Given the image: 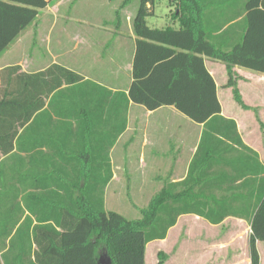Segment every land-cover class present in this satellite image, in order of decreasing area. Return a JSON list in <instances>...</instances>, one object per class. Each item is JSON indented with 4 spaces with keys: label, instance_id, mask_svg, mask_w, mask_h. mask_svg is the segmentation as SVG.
Masks as SVG:
<instances>
[{
    "label": "trees",
    "instance_id": "16d2710c",
    "mask_svg": "<svg viewBox=\"0 0 264 264\" xmlns=\"http://www.w3.org/2000/svg\"><path fill=\"white\" fill-rule=\"evenodd\" d=\"M52 1L0 0V57ZM153 4L154 0H140L133 20V32L138 39L132 82L128 94L121 95L127 105L132 102L148 111L175 107L194 123L204 124L206 131L212 129L214 120L224 119L216 83L204 57L226 66L227 87L233 88L236 101L242 104L235 67L264 74V0H177L178 14L174 18L180 23L179 29L150 28L147 18L154 15ZM231 28L242 29V33L237 39L227 40L226 47L224 38ZM215 33H220V39H215ZM20 70L11 67L0 72V264H146L147 246L165 241L178 219L186 215L198 216L215 226L228 217L248 219L252 230L251 264H261L257 242L264 243V168L253 172L251 177L238 175L231 180L235 184L241 182L236 189L239 192L253 186L251 198L239 200L242 204L251 202L246 208L229 206L223 200L211 202L208 191L202 193L203 200L191 203L188 192L174 194L176 188L189 185L186 180L154 196L140 220L108 213L105 191L113 178L110 167L103 175L86 173L88 161L79 154L71 157V162L83 172L74 175L50 172L46 163L51 167L56 164L68 140H62L59 148L53 150L52 142H37L34 138L33 130L39 119L49 123L54 118L78 119L69 110H44V107L53 93L50 108L55 102H67L64 94L70 89L74 92L84 79L60 65L34 75ZM84 84L101 88L105 92L98 96L102 102L106 95L109 99L113 95L93 82ZM80 113L81 119H94L90 111ZM125 128L126 124L117 137ZM234 130V138L224 130L217 132L256 156L244 146L236 127ZM210 138L228 147L224 140ZM22 153L32 166L37 156L44 157L47 171L35 174L30 168L22 174L19 169ZM4 157L15 167L8 186ZM69 162L68 156L62 161L67 165ZM17 184L25 185L23 191ZM236 197L238 201L240 196Z\"/></svg>",
    "mask_w": 264,
    "mask_h": 264
},
{
    "label": "crops",
    "instance_id": "0c3cea01",
    "mask_svg": "<svg viewBox=\"0 0 264 264\" xmlns=\"http://www.w3.org/2000/svg\"><path fill=\"white\" fill-rule=\"evenodd\" d=\"M172 1L177 9V0ZM210 2L212 10L213 2ZM121 6L122 1L119 0H53L45 9L39 11L36 21L22 32L0 57V72L7 68L19 67L21 73L34 75L43 73L54 65H60L84 79L82 85L80 84L74 92L70 89L64 94L69 99L67 102H55L50 108L49 102L55 95L53 93L44 107V110H69L71 113L74 112L78 119L64 121L54 118L50 123L43 119L37 120V126L33 130L37 142L44 140L52 142L51 146L56 150L62 140H68L62 147L66 149L60 147L63 155L57 156L56 164L52 162L54 165L51 167L46 163L48 169L54 173L79 174L83 171L77 164L71 162V157L75 158L79 154L88 161L86 173L103 175L110 167L113 178L105 191V203L110 191L116 198L123 196L118 193L122 191L138 194L145 190L156 192L158 179L163 178L161 187L165 189L187 180L189 185L176 188L174 194L188 192L190 196L187 198L191 203L203 200L202 193L208 191L207 196L211 202L223 200L229 206L243 205L246 208L251 202L242 204L239 200L251 198L253 186L245 187L239 192L236 189L241 182L235 184L231 180L238 175L243 178L251 177L253 172L264 168V74L235 67L237 89L242 99L240 104L234 97L233 88L227 87L229 77L226 66L204 57L206 68L216 83L217 96L222 107L221 118L224 119L214 120L211 123L212 129L207 131L204 124L194 123L175 107L148 111L132 102L127 105L121 93L128 94L132 82L133 59L138 38L133 32V20L136 15L132 17L128 14L124 21L120 13ZM152 13L154 14L152 18H160L156 11ZM171 20L173 27H168L179 29V21L173 17ZM158 29L165 27L161 26ZM56 30L63 34L70 32L73 38L71 50L67 53L49 52V60L39 52L28 57L27 46L32 44L27 42L31 35L30 31H33L35 37L36 32L38 34L40 32L41 36L48 32L42 37L47 38V43L52 44L49 32ZM241 33L242 29H232L224 38L225 46L228 47L227 40L237 39ZM219 34H214L216 40L220 39ZM101 48L107 49L109 55L100 53ZM71 53L73 57H69L67 63H60L62 58ZM12 54L13 59H10ZM88 81L112 92V97L109 99L106 95L102 102L98 96L104 95L105 92L101 88L85 85L84 83ZM83 110L90 111L94 119L91 121L81 119L80 112ZM124 124L125 130L117 137ZM235 127L244 146L252 150L256 156L237 145L235 141H229L226 135L217 132L224 130L234 138ZM213 136L224 140L228 147L222 146L217 140L211 141L210 137ZM52 152L54 154V151ZM50 156L53 158L54 155ZM67 156L69 165L62 163ZM39 157L37 156L32 166L31 163L28 164V156L22 153L19 168L21 173L30 168L35 174L47 171L45 158ZM7 158L3 159L6 163L5 181L8 186L13 180L15 167ZM253 159L257 160L255 164ZM53 167L60 171H53ZM121 176H131L132 182H123ZM16 186L22 191L25 188V185ZM257 187L254 186L255 189ZM237 194L240 196L238 201ZM188 217L202 223L206 222L212 228L222 227L229 221L238 225L234 235L231 234L236 241L228 243L209 239L202 230L196 242L195 264H251L249 241L252 230L248 219L228 217L222 224L215 226L198 216L186 215L180 217L172 229L177 228L179 222ZM244 224H248L247 230H239ZM237 239L244 245L240 246L239 250H236ZM257 249L261 264H264V243L257 242Z\"/></svg>",
    "mask_w": 264,
    "mask_h": 264
},
{
    "label": "rangeland",
    "instance_id": "374dc122",
    "mask_svg": "<svg viewBox=\"0 0 264 264\" xmlns=\"http://www.w3.org/2000/svg\"><path fill=\"white\" fill-rule=\"evenodd\" d=\"M120 1H122L120 13L124 21L128 14H131L132 17H134L140 7V0H119V2ZM171 1L172 0H154L151 11H156V15L160 16V18H148L147 21L150 28L158 29L161 26L167 28L168 26L173 25L171 18L173 17L174 19L177 9L175 8L174 1H172V3ZM233 1L238 2L242 0ZM46 33L42 34V36L45 37ZM30 34L31 35L29 36L27 42L34 44L27 46L28 57L33 56L36 52H39L40 54H44L46 59L49 60V52L55 54L59 51H63L62 53H67L72 49L71 44L73 42V38L71 37L70 32L65 34L59 30L49 32L52 44L47 43V38H43L40 32L39 34L36 32L37 37L33 35V31H30ZM99 52H104L103 54L109 55L107 49L105 48H101ZM13 54L10 56V59H13ZM69 57H73V53L62 58L60 63H67L70 59ZM121 178L125 183L132 182L131 176H121ZM162 183L163 178L158 179V184H156L158 189L156 192L145 190L138 194L137 192L132 191H122L118 192L123 195L119 198L112 196V192L110 191L107 194L108 197L105 203V210L108 213L116 212L128 220H140L142 218L141 213L143 209L147 208L149 201L165 189V187H161L163 186L161 185ZM202 224L204 227H202ZM244 225L245 227H243ZM244 225L241 226L239 230L246 231L248 224ZM237 227L238 225L236 226L232 221H229L222 227L212 228L206 222L202 223V221L196 220L193 217L183 218L181 222H179L177 228L169 231V236L165 242L149 244L146 251V264H157L159 260H163L164 264H195L197 253L196 242L202 230L209 237V239L212 238L214 241L228 243L234 242V240L236 241V238L231 237V234L234 235L237 231ZM240 242V239H237L236 250H239L240 246L244 247V245H241ZM159 254L160 256H158Z\"/></svg>",
    "mask_w": 264,
    "mask_h": 264
}]
</instances>
